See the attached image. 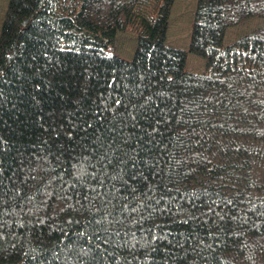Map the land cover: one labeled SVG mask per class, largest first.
I'll use <instances>...</instances> for the list:
<instances>
[{
  "label": "trees",
  "instance_id": "1",
  "mask_svg": "<svg viewBox=\"0 0 264 264\" xmlns=\"http://www.w3.org/2000/svg\"><path fill=\"white\" fill-rule=\"evenodd\" d=\"M172 2L8 0L0 264H264V0H196L199 71Z\"/></svg>",
  "mask_w": 264,
  "mask_h": 264
},
{
  "label": "rangeland",
  "instance_id": "2",
  "mask_svg": "<svg viewBox=\"0 0 264 264\" xmlns=\"http://www.w3.org/2000/svg\"><path fill=\"white\" fill-rule=\"evenodd\" d=\"M8 0H0V25ZM196 7V0H173L167 29L165 32V42L169 46L181 48L186 53V69L188 71H199L205 66V60L200 55L189 51V35L192 28L193 13ZM260 18H251L247 22L236 28L226 31L225 40H232L239 34L254 27ZM120 39V48L116 53L124 59H131L136 38L129 32L117 34Z\"/></svg>",
  "mask_w": 264,
  "mask_h": 264
}]
</instances>
